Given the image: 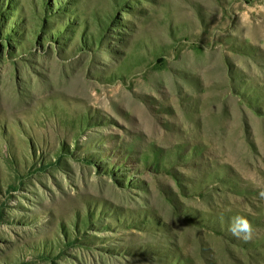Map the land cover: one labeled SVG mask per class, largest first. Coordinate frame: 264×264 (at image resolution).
<instances>
[{"label":"rangeland","instance_id":"1","mask_svg":"<svg viewBox=\"0 0 264 264\" xmlns=\"http://www.w3.org/2000/svg\"><path fill=\"white\" fill-rule=\"evenodd\" d=\"M262 194L264 0H0V264H264Z\"/></svg>","mask_w":264,"mask_h":264},{"label":"clouds","instance_id":"2","mask_svg":"<svg viewBox=\"0 0 264 264\" xmlns=\"http://www.w3.org/2000/svg\"><path fill=\"white\" fill-rule=\"evenodd\" d=\"M264 195V194H262ZM237 223H242L243 227L242 229L237 230L236 228L230 227V231L233 235L237 236L238 238L242 239H250L252 234V228L249 221L246 220V218L243 217H237L234 218Z\"/></svg>","mask_w":264,"mask_h":264}]
</instances>
